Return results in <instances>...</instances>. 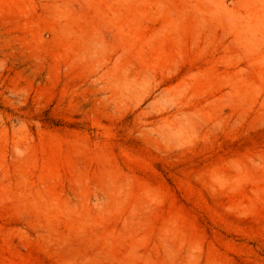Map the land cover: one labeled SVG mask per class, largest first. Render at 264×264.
<instances>
[{"label":"rangeland","instance_id":"obj_1","mask_svg":"<svg viewBox=\"0 0 264 264\" xmlns=\"http://www.w3.org/2000/svg\"><path fill=\"white\" fill-rule=\"evenodd\" d=\"M0 264H264V0H0Z\"/></svg>","mask_w":264,"mask_h":264}]
</instances>
